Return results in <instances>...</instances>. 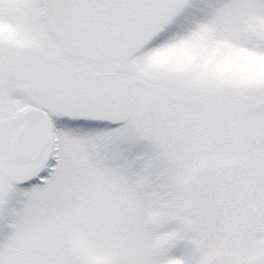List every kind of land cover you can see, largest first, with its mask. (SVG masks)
Returning a JSON list of instances; mask_svg holds the SVG:
<instances>
[{"label":"snow or ice","instance_id":"6c2138e0","mask_svg":"<svg viewBox=\"0 0 264 264\" xmlns=\"http://www.w3.org/2000/svg\"><path fill=\"white\" fill-rule=\"evenodd\" d=\"M0 264H264V0H0Z\"/></svg>","mask_w":264,"mask_h":264}]
</instances>
